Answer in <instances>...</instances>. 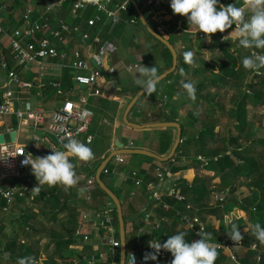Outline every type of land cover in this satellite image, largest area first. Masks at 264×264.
Segmentation results:
<instances>
[{"label": "trees", "instance_id": "obj_1", "mask_svg": "<svg viewBox=\"0 0 264 264\" xmlns=\"http://www.w3.org/2000/svg\"><path fill=\"white\" fill-rule=\"evenodd\" d=\"M124 1L112 0L111 8ZM165 1L160 0L159 5L154 4V9L161 10ZM74 2L75 0H65L60 8L52 12V23L55 28H60L61 21L70 26L78 25L81 30L90 31L92 39L98 35L102 41H117L129 34L131 41L136 44V53L144 56L146 64L155 65L158 74L172 67L173 56L170 49L145 28L130 2L127 10L121 12V18L117 24L104 25L103 22H98L95 26H89L88 19L97 13L96 10L88 8L85 12L75 15ZM137 2L150 25L158 31L156 20L147 13L146 1L137 0ZM219 4H236L239 7L242 6L243 0H219ZM171 14H173L172 11ZM173 16V19L166 21L165 25L168 29L166 32L170 35L169 40L178 52V65L174 72L157 83L156 90L162 83L169 82V89L166 91L168 96L173 97L179 93V99L167 105L170 110L168 115L170 121H176L181 111L186 114L180 120L183 128L182 141L175 156L164 162V165L169 166L173 173L194 168L196 175L192 182L183 177L172 182L180 194L185 196V200L168 194V191L164 193L166 201L172 205V208L169 211H165L162 207L156 208L158 212L156 215L165 217L161 227L157 229L150 227L145 232L140 230L145 225V212L154 205L150 195L144 201L143 210H138L133 203H129L130 215L125 204L122 203L126 225L129 221L133 223L132 230L126 236L129 249L136 247L139 238L142 239L144 246L152 240L162 244L169 236L180 231L187 233L185 237L187 241L195 240L197 235L193 229L179 226L178 210L199 215L206 223L211 242L229 239V235L227 231L223 239L213 237L212 225L208 222L209 216L223 220L225 209L229 210L234 205L243 209L247 217L253 219L255 224L259 223L261 227H264V122L262 121L264 114L259 111L264 106V69H260L259 73L251 72L241 63L242 58L250 55L252 51L264 50L244 49L238 46L237 41L222 42L219 31L213 34L209 41L205 34L203 36H200V33L193 34L194 28L189 26L187 17L179 14H173ZM65 36L78 38L75 33L65 32ZM92 39L89 43H92ZM6 52L11 53L9 49H5V56ZM187 52L193 54L191 64L185 62ZM208 53L211 54L209 57H207ZM5 58L8 59L9 67H11L10 60L14 58L13 54ZM198 60L203 63L202 66H197ZM160 62H163V66H160ZM66 70L68 77L71 78L72 70L70 68ZM181 70L184 75H181ZM187 81L195 84V100L189 98L182 87V82ZM146 95L145 93L143 97ZM138 109L139 104H135L130 114ZM18 124V120L14 118L10 127L17 129ZM169 131L170 129L161 132L167 137ZM164 140L162 138L160 142H165ZM171 143L172 138H169L165 148L159 150V153L161 155L167 153ZM199 155L208 159L204 167L215 171L213 177L204 174L202 161L197 158ZM140 156L146 160L155 161L149 156ZM111 165L110 162L106 167L109 170L108 174L113 173ZM126 169H130V175L134 171L137 172L136 178L142 179L140 187L147 194L149 193L148 183L158 181L157 175L148 173L146 168ZM28 172L29 169H25L24 175L13 184L19 185L20 182L25 181L34 189L38 182L35 176ZM217 178H220L219 182L216 181ZM6 181L7 179H0L4 186H9L10 184L5 185ZM130 183L134 184L135 179L130 180ZM245 185L250 187V193L244 196L236 194ZM39 187L40 192L37 194L34 190L35 195L32 201L18 199L7 211L4 210L6 201L0 199V264H18V259L22 257H34L38 264H87L84 256L95 250L89 243L82 253L74 252L73 247L84 244L82 239L75 236L76 231L88 225L84 221L85 212L98 211L113 201L97 183L93 188L85 190L86 193L92 194V201L81 200L79 190L74 187L67 190L61 185L49 187L45 184ZM227 190L229 196L224 207L219 201L210 203L215 193L227 192ZM114 192L121 199V193L115 190ZM132 193L135 195L133 191L127 192V199L135 197ZM186 203L191 204L190 210H187ZM114 207L117 237L120 239L117 209L115 205ZM10 213L11 218L7 220V215ZM92 232L90 231L89 234L93 237ZM243 239L245 250L237 249L239 263L264 264V252L259 262L258 251L250 248L253 242H257L261 249H264V244H261L252 233ZM217 251L219 255L215 264L233 263L228 250L220 248ZM170 254L161 250L157 260ZM97 264H112V259L109 258L106 262Z\"/></svg>", "mask_w": 264, "mask_h": 264}, {"label": "built area", "instance_id": "obj_2", "mask_svg": "<svg viewBox=\"0 0 264 264\" xmlns=\"http://www.w3.org/2000/svg\"><path fill=\"white\" fill-rule=\"evenodd\" d=\"M65 0H46L42 7L29 6L23 14L25 26H20L12 29L10 32L6 29L2 16H0V35L7 37L8 46L13 54V57L18 66H27L31 63L41 64L44 60L58 59L61 61L62 67L70 68L74 73V79L79 85H84L89 88L88 96L100 95L101 83L100 77L105 64V56L111 55L117 50V47L110 41H102L96 35L93 39L88 30H81L80 26H70L61 21L60 28H55L52 23V12L60 8ZM154 14V4L159 5L160 0H145ZM128 0L115 5L111 8L112 0H75L73 4V12L75 15L85 12L88 8L96 10V14L88 19L89 26H95L98 22L106 24H117L120 21V14L127 10ZM5 7V5L3 6ZM105 16V17H104ZM234 27L226 30L224 33L219 32V38L222 42L229 41L222 39L223 36L228 35ZM65 32L75 33L84 44H87L91 39L99 44V51L92 55L93 60L97 63L96 67L92 66L90 58L82 55L79 48L71 50L69 42L65 36ZM200 36H203L201 34ZM232 41V40H231ZM139 63L127 66V69L133 71ZM110 74L116 71L115 66L108 68ZM49 85L56 89L58 95L63 96L62 104L49 114L42 109L34 108L32 102L24 98L21 93V77L19 73L9 67L7 59L0 57V86L3 88L2 99L0 100V118L15 117L19 124L18 129L23 126L26 128L32 127L34 133L29 144L0 143V178L10 179L20 177L28 166H24L22 161L26 156L34 158V150L38 149L37 144L46 142L49 150H59L56 144L48 135H39L36 130L44 132H51L56 135L59 144L66 143L68 138H77L89 131L91 120L94 112L87 106V96L80 95L76 98L67 97L66 91L62 88L59 81H50ZM22 105V106H21ZM7 156V157H6ZM203 162L205 157H200ZM119 161L123 162L124 158L119 157ZM104 173H109L108 169H104ZM156 175L158 181H150L148 183V191L153 200V207L150 210H145V225L140 230L141 232L148 231L149 228L161 227L165 217L153 215V209L162 207L165 211H169L172 205L166 201L165 195L162 192V185L169 181L171 176L170 169L167 166L158 164L156 166ZM213 176V173H211ZM135 179L136 185L142 184L141 178H136L137 172L134 171L131 175ZM96 180L94 177L89 178V189L93 188ZM168 194L175 195L180 200H185V196L181 195L179 190L170 184L167 189ZM87 201H92V194L87 193ZM229 191L215 193L214 199L221 202V206L227 201ZM0 198L6 201L4 210L18 199L33 200L34 193L29 184L25 181L20 182L19 185L4 186L0 182ZM187 210H190L191 204L186 203ZM240 208H235L232 212H228L225 220L232 223L235 218H241ZM182 226L188 229H193L197 238L200 239V231L207 233L206 223L197 214H191L186 211H177ZM84 221L88 226L95 228L97 232L101 231L100 238L104 248L84 256L87 264H97L98 262H106L109 258L112 259V264H119L117 257H120L121 240L117 237V226L115 218L114 204L109 202L98 211H94V216L90 212H85ZM132 230V228H131ZM90 231L79 228L75 236L82 239L84 245L92 241ZM141 237V236H140ZM196 238V239H197ZM195 239V240H196ZM153 241V240H152ZM156 241V240H155ZM194 241V240H192ZM191 241V242H192ZM244 239L239 243H235L230 237L221 241L212 242L217 245V249L225 248L230 254V259L236 264L239 263V253L237 249L244 247ZM83 248V247H82ZM250 248L258 251V261L260 262L264 249H261L257 242H253ZM154 251L152 248L144 246L141 238L137 240V245L134 249L127 251V264H170L171 258L164 256L161 260H144V254ZM1 259V258H0Z\"/></svg>", "mask_w": 264, "mask_h": 264}, {"label": "crops", "instance_id": "obj_3", "mask_svg": "<svg viewBox=\"0 0 264 264\" xmlns=\"http://www.w3.org/2000/svg\"><path fill=\"white\" fill-rule=\"evenodd\" d=\"M45 1L46 0H0V16L3 18L6 29L10 32L12 29L16 28V26H25L23 14L26 10L22 11V9L24 7L27 9L29 6L42 7L45 4ZM170 3L171 1L166 0L164 7H162L161 10H157L153 14L151 9H149L147 2H145L147 13L157 22L158 31L166 34L168 37H170V35L166 32L168 29L165 24H167L166 21H170L174 17L173 14H171L172 9L170 7ZM4 5L5 7H3ZM192 30L195 32V29ZM199 33L200 35L204 34L203 32H195L193 34L197 35ZM0 37L2 38V44L0 43V49H2L0 50V57L6 59V56H12V52L8 46L7 37L2 35ZM67 39L71 50L79 48L84 57L90 58L92 66H97V63L93 60L92 55L99 51V47L97 46L99 44L95 43L93 40L92 43L88 42L87 44H84L81 40L74 36H70ZM110 42L117 47V50L111 55L109 54L107 57L105 56V64L103 68H101L102 76L100 77V88L102 93L100 95L88 96L87 94L89 93V88L84 85H79L75 81L73 71L70 72L72 77L69 78V74L66 70L68 67H62L61 61L58 59H48L44 60L41 64L31 63L27 66H18L14 58L10 61L12 62L11 68L15 69L21 77L20 89L23 91L21 95L26 99L28 98L32 102L34 108L42 109L47 114L59 107L64 100V97L58 95L56 89L49 85L50 81H59L69 98H76L80 95L87 96L86 104L93 110L94 116L91 120L88 133L82 134L75 139L88 144L94 153V159L89 162H81L73 158V163L76 165V173L80 178L78 184L74 188L79 190L80 199L87 201L88 195L85 190L89 189L88 179L94 177L96 180V174L99 166L105 159L111 157L109 163H112L111 166L113 173L104 174V172H102L101 177L113 191L115 190L121 193V202L125 204L128 214L130 215L129 203H133V206L136 209L143 210L145 204L144 201L147 197L149 198L150 194L143 192L142 187H140L141 185L130 183V180L133 181V178L129 174L130 169L126 168H146L148 173L155 175L156 166L158 164L164 165V162H160L155 158H153L155 161L146 160L140 156L144 154L140 153H124L115 155V153L119 150L118 146H116V140H119L120 143L124 144V149H144L161 155L159 150L164 149L167 140L172 138L169 150L167 153L161 155L165 156L171 151L175 143L177 128L169 126L137 129L131 127L125 122V112L127 106L141 89V87L135 83L136 69L130 71L127 69V66L135 63H139V65L142 63L145 66H150V64H146L144 56L141 53H136V44L131 41V36L129 34H126L123 38L118 39L117 41ZM5 49H9L11 53L6 52L5 56ZM208 54L207 57L211 55L210 53ZM202 65L203 63L198 60L197 66ZM110 66H115L116 68V71L112 74L108 71ZM160 66H163V62H160ZM169 84V82L162 83L161 87H159L151 95L142 96L139 102L136 103L139 104V109L134 113H129V120L137 124L172 122L168 116L170 110L167 105H169L171 101H175L177 99L178 93H176L173 97L168 96L166 91L169 89ZM2 95L3 88L0 86V100L2 99ZM185 114V112L181 111L180 116L176 121L180 123V120ZM14 118L15 117L0 118V133L17 130L18 137L16 143L28 145L34 135L32 127L26 128L23 126L19 129H13L10 127V124L13 122ZM144 119H147L148 121H145ZM168 129H170L168 136H163L161 131ZM21 134H24L23 140H19ZM162 138L165 139V142H160ZM50 152L51 151L49 150L47 143L42 142L39 144V148L34 150V157L45 156ZM119 157H123L124 161H119ZM200 157L203 158L205 156L199 155L197 157L199 161H202V170L204 174L213 177L215 175V171L204 167L208 163V159L205 157L206 161L203 162ZM28 169V173H32L31 166H29ZM170 172L171 176L169 177V181H166L162 185L163 194L166 193L171 182L175 179L183 177L189 182H192L196 175L194 168L181 170L177 173H173L171 170ZM211 173H213V176ZM18 181L19 178H10L7 179L5 185H13V183ZM216 181L219 182L220 178H217ZM31 189L35 195L33 187H31ZM249 189L250 187L245 185L241 187L236 194L240 196L248 195L250 193ZM128 191L135 192V195L132 193V196L135 197L127 199ZM214 197L215 195L212 196L210 200V203L212 204L218 202L214 199ZM235 208L240 207L238 205H234L229 210L225 209L223 220L218 219L215 216H209L208 222L212 225L213 237L216 239L225 238L227 231H231L232 224L238 225L239 231L244 238L248 237L252 233L251 228L255 225V221L253 219H249L243 209V212H241V218H235L232 223H228L225 220L226 214L228 212H232ZM89 211L91 214L94 213L93 210ZM156 212L157 210L153 209L154 216L156 215ZM132 226V221H129L126 225V236L127 233L131 231ZM179 226L182 227L181 221ZM88 227L89 230L86 231H93L92 233L94 234L92 241L90 242L91 246L94 248L95 252L101 250V248L104 247L99 236L101 231L97 232L91 225ZM245 228L249 229V231L245 232ZM86 245L87 244H78L73 247V251L76 253H82ZM242 250H245V248ZM171 257V254L166 256V258ZM118 259L119 261H117L120 263V257ZM231 264L236 263L233 261Z\"/></svg>", "mask_w": 264, "mask_h": 264}, {"label": "clouds", "instance_id": "obj_4", "mask_svg": "<svg viewBox=\"0 0 264 264\" xmlns=\"http://www.w3.org/2000/svg\"><path fill=\"white\" fill-rule=\"evenodd\" d=\"M170 7L173 14L187 17L189 26L194 28L195 32H203L209 41L213 34L218 31L224 33L235 25V28L222 39L237 41L238 46L244 49L264 50V0H243L242 6L239 7L236 4H219V0H171ZM185 62L188 64L193 62L191 52L185 53ZM241 63L246 70L259 73L260 69H264V51H252L250 55L242 58ZM181 75H184L183 70ZM135 77V83L144 89L147 95L156 91L159 74L155 65L145 66L141 63L136 67ZM182 87L188 97L195 100L194 82H182ZM61 145L62 148L52 149L45 156L32 158L33 156L27 155L22 161L24 166H31L38 182L34 187L37 194L40 192L39 186L45 184L49 187L61 185L65 190L75 187L80 178L76 173L73 158L81 162L94 159V153L88 144L75 138H68L67 142ZM247 231L249 229L245 228V232ZM251 232L261 244H264V227L257 223L252 226ZM186 235V232L180 231L169 236L162 244L155 240L149 241V247L154 251L145 253L144 260L155 261L161 250H164L170 252L173 257L170 264H215L219 253L217 245L211 242L210 235L200 231L201 238L192 242L185 239ZM228 235L235 243L243 239L236 224H232ZM18 264L38 262L34 257H22L18 259Z\"/></svg>", "mask_w": 264, "mask_h": 264}, {"label": "water", "instance_id": "obj_5", "mask_svg": "<svg viewBox=\"0 0 264 264\" xmlns=\"http://www.w3.org/2000/svg\"><path fill=\"white\" fill-rule=\"evenodd\" d=\"M135 8L136 13L138 14L141 22L145 26V28L157 39H159L161 42H163L171 51L173 56V64L172 67L165 72L159 74V82L163 81L169 74L175 71L178 65V52L176 47L171 43L169 40V37L166 34L160 33V31H156L148 22L142 8L140 7L137 0H128ZM145 94L144 89H140L139 92L134 96V98L131 100L129 105L127 106L126 112H125V122L130 125L133 128L137 129H145V128H153V127H176L177 128V137L175 140V143L171 149V151L165 155L161 156L159 154H156L149 150L144 149H124V144L120 143L119 140H116V146H118L119 150L115 155L124 154V153H140L147 156H151L152 158H155L156 160L160 162H166L169 159L173 158L176 154L177 148L180 145L182 141V126L177 121L172 122H159V123H148V124H137L133 123L129 120L128 115L134 105L139 102L141 97ZM36 133L39 135L46 134L48 135L56 144H58L59 148H62V145L59 144L58 139L55 134L51 132H44L41 130H36ZM18 137V131L17 130H11L7 132L0 133V143H12L16 142ZM111 157L105 159L101 165L99 166L96 174V183L98 186L107 193V195L111 198L114 205L117 209V216H118V222H119V234H120V240H121V249H120V263L119 264H127V251H128V245L126 241V223L124 219L123 214V206L121 199L118 197V195L104 182V180L101 177L102 172L107 167V164L109 163Z\"/></svg>", "mask_w": 264, "mask_h": 264}, {"label": "rangeland", "instance_id": "obj_6", "mask_svg": "<svg viewBox=\"0 0 264 264\" xmlns=\"http://www.w3.org/2000/svg\"><path fill=\"white\" fill-rule=\"evenodd\" d=\"M24 10H26L25 7L22 9V11H24ZM67 38H68V37H67ZM1 39H2V38L0 37V43L2 42ZM1 44H2V43H1ZM259 111L261 112V114H264V106H262L261 109H260ZM259 114H260V113H259ZM261 118H263V117H261ZM258 119H259V118H258ZM223 121H224V120H223ZM262 121L264 122V118H263ZM225 122H226V121H225ZM23 137H24V134H21L20 137H19V140H23ZM23 175H24V174H23ZM23 175H22V176H23ZM22 176H20V177H16V178H21ZM11 215H12L11 213L7 215V220H9V219L11 218ZM91 215L94 216V213H92ZM35 222H37V221H35ZM84 229H85V230H89L88 225H86V226L84 227Z\"/></svg>", "mask_w": 264, "mask_h": 264}]
</instances>
